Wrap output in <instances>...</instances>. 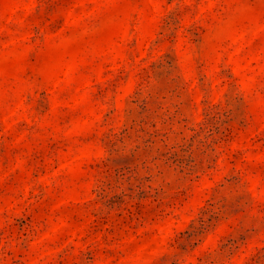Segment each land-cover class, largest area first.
Returning <instances> with one entry per match:
<instances>
[{
	"label": "rangeland",
	"instance_id": "rangeland-1",
	"mask_svg": "<svg viewBox=\"0 0 264 264\" xmlns=\"http://www.w3.org/2000/svg\"><path fill=\"white\" fill-rule=\"evenodd\" d=\"M0 264H264V0H0Z\"/></svg>",
	"mask_w": 264,
	"mask_h": 264
}]
</instances>
